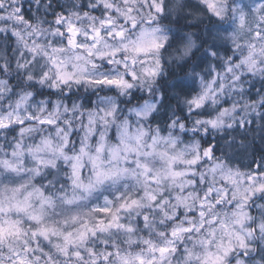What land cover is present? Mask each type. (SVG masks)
<instances>
[{
  "label": "snow or ice",
  "instance_id": "snow-or-ice-1",
  "mask_svg": "<svg viewBox=\"0 0 264 264\" xmlns=\"http://www.w3.org/2000/svg\"><path fill=\"white\" fill-rule=\"evenodd\" d=\"M189 7L211 26L181 59L207 63L162 129V58ZM0 37V264H264V155L228 151L249 125L264 140V0H0Z\"/></svg>",
  "mask_w": 264,
  "mask_h": 264
},
{
  "label": "trees",
  "instance_id": "trees-1",
  "mask_svg": "<svg viewBox=\"0 0 264 264\" xmlns=\"http://www.w3.org/2000/svg\"><path fill=\"white\" fill-rule=\"evenodd\" d=\"M63 3L64 0H61ZM188 4L195 6L198 4L196 0H188ZM193 7L186 8L182 16H179L175 19H172L171 27L173 29L172 33H170V40L173 49H175L179 45H183L188 34H191L193 39L196 40L197 45L199 46L201 41L198 39L202 37L206 27H210L209 15L210 14H203L202 15V23L197 22L193 16L191 15L194 12ZM98 14V13H97ZM49 20L52 19L51 15H49ZM167 23V22H166ZM14 37L12 41H14ZM4 44V40L0 37V46ZM9 47H14V43L9 42ZM229 48L230 45H222L220 49V54L223 55H230L229 52H225V49ZM162 63L165 66V75H163L158 80V91L160 94L163 95V99L160 101L161 108L159 113L156 115L155 120L153 121V126L156 124H160L161 128H165L166 123L168 122L169 118L172 116V112L175 111L181 116H184L185 113L180 112V108L183 107L181 101L183 98V94L188 90L187 87L182 88L180 86V81L185 78L186 73H188L191 69L193 64H200L202 66H206V59L204 56V48L197 47L193 49V54L184 59L182 63L176 64L173 62L174 66H170L168 60L162 58ZM12 84H15L16 81L14 78L10 80ZM176 85L174 88L173 85ZM258 86V85H257ZM192 87L198 88V82ZM45 95L49 94L53 90L49 89H42ZM177 93H180L178 96ZM88 94H84L82 99L86 104L91 106V102L86 99ZM137 96L138 93H135ZM45 98L43 96H37V99ZM54 98V97H53ZM75 98V97H74ZM94 96L91 97V100ZM146 98L141 97L140 95L137 97V100H133L131 104H135L140 100ZM126 102L124 106H131ZM255 129V131H252ZM188 138H191V133H186ZM235 137V143L233 144L232 148L228 149V151L233 155L234 162L240 166H247L252 165L255 167V162H259L260 156L264 155V140H261V134L256 125H249L247 129H237L232 131L231 136H229V140ZM2 141V140H1ZM203 141H211L213 145L216 146V154L220 155L222 151L225 150V140L222 135H215V136H205L203 137ZM243 141L244 147H241V142ZM255 212V210H254Z\"/></svg>",
  "mask_w": 264,
  "mask_h": 264
},
{
  "label": "clouds",
  "instance_id": "clouds-1",
  "mask_svg": "<svg viewBox=\"0 0 264 264\" xmlns=\"http://www.w3.org/2000/svg\"><path fill=\"white\" fill-rule=\"evenodd\" d=\"M167 3L170 6H174L178 3H188V0H167ZM183 13H184V11L183 12L178 11V12L174 13L172 15V19H175L179 16H182ZM163 23L165 25H167L169 22L167 20H165V21H163ZM172 31H173V29H172ZM182 53H183V45H179L175 49H173V46L171 45V47H169L168 50L163 54V58L168 60V63L170 66H174L173 62H175L176 64H179V63H182L184 61V59H186V58L181 59Z\"/></svg>",
  "mask_w": 264,
  "mask_h": 264
},
{
  "label": "rangeland",
  "instance_id": "rangeland-1",
  "mask_svg": "<svg viewBox=\"0 0 264 264\" xmlns=\"http://www.w3.org/2000/svg\"><path fill=\"white\" fill-rule=\"evenodd\" d=\"M198 3H199V0H196ZM54 91V90H53ZM136 93H138V95L136 96V97H138L139 95L142 97L143 96V98H148V96H147V94L146 93H144V92H142V91H137ZM95 100V96H94V98L92 99V101H94ZM143 100H140L139 102H142ZM0 142H3V141H1L0 140ZM97 202H102V201H97Z\"/></svg>",
  "mask_w": 264,
  "mask_h": 264
}]
</instances>
